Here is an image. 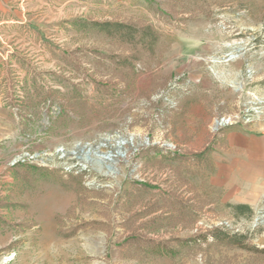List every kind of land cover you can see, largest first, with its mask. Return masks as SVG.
Returning a JSON list of instances; mask_svg holds the SVG:
<instances>
[{
    "label": "rangeland",
    "instance_id": "1",
    "mask_svg": "<svg viewBox=\"0 0 264 264\" xmlns=\"http://www.w3.org/2000/svg\"><path fill=\"white\" fill-rule=\"evenodd\" d=\"M0 264H264V0H0Z\"/></svg>",
    "mask_w": 264,
    "mask_h": 264
},
{
    "label": "trees",
    "instance_id": "2",
    "mask_svg": "<svg viewBox=\"0 0 264 264\" xmlns=\"http://www.w3.org/2000/svg\"><path fill=\"white\" fill-rule=\"evenodd\" d=\"M100 30H103L107 33H111L112 31H122L124 29H129L130 27L127 24L120 22H111V21H103V22H95L94 23ZM129 27V28H127ZM243 208L250 210L248 205H242Z\"/></svg>",
    "mask_w": 264,
    "mask_h": 264
}]
</instances>
